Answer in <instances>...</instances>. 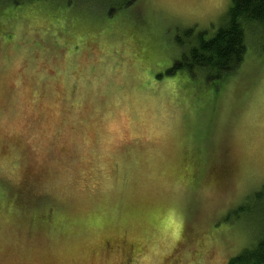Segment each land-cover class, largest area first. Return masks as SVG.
<instances>
[{
  "label": "rangeland",
  "instance_id": "rangeland-1",
  "mask_svg": "<svg viewBox=\"0 0 264 264\" xmlns=\"http://www.w3.org/2000/svg\"><path fill=\"white\" fill-rule=\"evenodd\" d=\"M230 5L0 0V264H227L256 244L264 32L218 85L156 79Z\"/></svg>",
  "mask_w": 264,
  "mask_h": 264
},
{
  "label": "trees",
  "instance_id": "trees-1",
  "mask_svg": "<svg viewBox=\"0 0 264 264\" xmlns=\"http://www.w3.org/2000/svg\"><path fill=\"white\" fill-rule=\"evenodd\" d=\"M14 10L24 6H34L46 0H5ZM264 32V0H231L226 13V23L212 37L206 38L203 32L194 33L191 29L182 31L174 45L180 53L179 58L172 60L170 68L156 75V79L190 77L198 73L205 81L218 85L228 77L231 71L238 69L246 53V31ZM262 191L255 193L254 198L261 197ZM46 212H36L40 219L50 220L54 208ZM240 206L237 212L242 211ZM45 213V214H44ZM227 264H264V232L256 244L231 258Z\"/></svg>",
  "mask_w": 264,
  "mask_h": 264
}]
</instances>
